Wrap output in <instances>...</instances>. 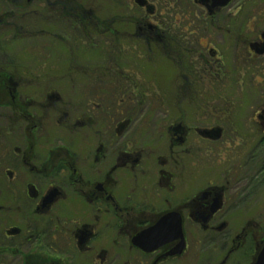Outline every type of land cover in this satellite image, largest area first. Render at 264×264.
I'll return each instance as SVG.
<instances>
[{
    "label": "flooded vegetation",
    "instance_id": "flooded-vegetation-1",
    "mask_svg": "<svg viewBox=\"0 0 264 264\" xmlns=\"http://www.w3.org/2000/svg\"><path fill=\"white\" fill-rule=\"evenodd\" d=\"M81 1L0 0V264H259L264 226L227 219L264 200L256 4L97 0L102 21ZM33 6L69 56L17 81L3 28ZM144 57L167 58L174 98L143 91Z\"/></svg>",
    "mask_w": 264,
    "mask_h": 264
},
{
    "label": "rangeland",
    "instance_id": "rangeland-1",
    "mask_svg": "<svg viewBox=\"0 0 264 264\" xmlns=\"http://www.w3.org/2000/svg\"><path fill=\"white\" fill-rule=\"evenodd\" d=\"M237 2L242 4H245L246 7L247 4L255 5L256 7V15L258 17H264V0H236ZM81 2H86L88 5L86 7L93 8L94 12L96 14V17L99 19L106 20L110 19L112 17L117 16L115 13L116 11L110 10L107 12L108 5L105 4L104 1H97V0H84ZM134 2V0H132ZM255 3V4H254ZM134 5V4H133ZM35 6V5H34ZM32 7V16L28 23H31L28 26H25L23 23L21 24V27L17 24L11 28V30L8 27L3 28L5 33L8 36L7 38H3L5 40L10 39V42H13V45L10 48V54H12L14 57H16L17 61L16 64L18 66H22V69L18 72V69L16 71V79L17 81L25 78V75H30L35 82L43 81L46 78L44 77L45 74L41 73L40 66L42 65L41 58L43 61H48L45 63L48 67H53L51 70V74L55 72L54 67L57 65L58 57L63 55L65 53L66 56H69L65 50L60 48V44L58 41H54V37L46 39L45 37H42L41 30H43V26L40 22V17H42V13H40L38 10L34 11L33 9H36L35 7ZM250 6V5H249ZM30 13V14H31ZM114 14V15H113ZM129 16H132V14H129ZM39 18V19H38ZM35 19V20H34ZM18 20H16L17 22ZM98 23V22H96ZM18 26V28H17ZM2 31V30H1ZM1 32V33H3ZM27 32L29 34L33 35V37H28ZM96 41L91 42V45L83 46L84 48H91L96 50H105L104 48V42L102 41V38L96 37ZM65 46V49H67L66 46H73L76 50L78 45L80 44L77 41H65L62 42ZM69 49V48H68ZM50 56V57H49ZM140 63L139 65L142 66L144 69L140 72V79L139 81H142V83H145L144 86V92L148 93H154L158 94L162 99H171L176 96V92L178 88H176L173 85V71L171 70V64L167 60V58H160L159 60L153 59L152 57H144L143 59H139ZM134 62V60H133ZM29 63L32 65L33 70L32 72H28L26 67ZM27 64V65H26ZM138 65V62L136 63ZM43 67V65L41 66ZM23 70H26L28 73L24 74ZM173 80V81H172ZM177 89V90H176ZM253 91V90H252ZM22 93V96L25 94V91L20 90ZM38 96L40 94H43L42 90L37 91ZM36 93V94H37ZM64 93H69L67 90L64 91ZM192 98L196 95V90L191 91ZM240 94V93H239ZM195 95V96H194ZM35 96V95H34ZM248 124H250L249 121H244L237 123L236 130L239 131V133L243 134V130L245 127H248ZM239 212L235 213L234 215H230L227 219H230L231 225L240 227L243 225H246L248 222L252 221L255 224H260L264 226V200H255V201H240V204L238 203ZM250 211L252 212V215H250ZM249 215H248V214ZM192 262V261H191Z\"/></svg>",
    "mask_w": 264,
    "mask_h": 264
},
{
    "label": "water",
    "instance_id": "water-1",
    "mask_svg": "<svg viewBox=\"0 0 264 264\" xmlns=\"http://www.w3.org/2000/svg\"><path fill=\"white\" fill-rule=\"evenodd\" d=\"M223 2H224V4H227L229 2V0H223ZM151 233H153V232H151ZM263 262H264V251H263V253L260 256L259 264L263 263Z\"/></svg>",
    "mask_w": 264,
    "mask_h": 264
}]
</instances>
